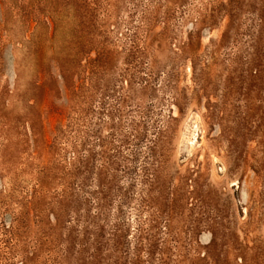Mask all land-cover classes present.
Here are the masks:
<instances>
[{"label": "rangeland", "instance_id": "374dc122", "mask_svg": "<svg viewBox=\"0 0 264 264\" xmlns=\"http://www.w3.org/2000/svg\"><path fill=\"white\" fill-rule=\"evenodd\" d=\"M0 264H264V0H0Z\"/></svg>", "mask_w": 264, "mask_h": 264}]
</instances>
